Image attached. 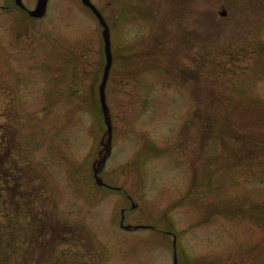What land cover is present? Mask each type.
<instances>
[{"label":"rangeland","instance_id":"rangeland-1","mask_svg":"<svg viewBox=\"0 0 264 264\" xmlns=\"http://www.w3.org/2000/svg\"><path fill=\"white\" fill-rule=\"evenodd\" d=\"M93 1L115 55L100 171V22L0 0L5 169L60 222L13 264H264V0Z\"/></svg>","mask_w":264,"mask_h":264},{"label":"water","instance_id":"water-1","mask_svg":"<svg viewBox=\"0 0 264 264\" xmlns=\"http://www.w3.org/2000/svg\"><path fill=\"white\" fill-rule=\"evenodd\" d=\"M17 1H18V3L22 4L21 0H17ZM47 1L48 0H38V4H37L36 8L34 10H31L30 13L32 15H35V16H42L46 12ZM84 2L93 8L95 13L100 18L101 23L104 25V35H105V41H106V53H107L108 61H107V65L105 68L103 83L101 85V92H102L103 105H104V108L106 109L104 87H105V83H106V80L108 77L109 68H110V65L112 62V56H111V50H110V31H109V27H108L103 15L101 14V12L91 3L90 0H84ZM109 131H111V126H110Z\"/></svg>","mask_w":264,"mask_h":264},{"label":"trees","instance_id":"trees-1","mask_svg":"<svg viewBox=\"0 0 264 264\" xmlns=\"http://www.w3.org/2000/svg\"><path fill=\"white\" fill-rule=\"evenodd\" d=\"M23 200H27V199H24L23 198ZM25 203V205H27V207H30L29 206V204H28V201H24ZM0 215H1V212H0ZM12 215H14V213H12ZM29 215V214H28ZM29 218L27 217V218H25L24 219V222H25V220H28ZM1 217H0V226H1ZM9 222V225L10 226H12V229L10 228V227H8L7 228V235H6V237H8L9 235V237H8V240H10L12 237V240H15V239H18V238H21V236H19V232L17 231V229H14V227L15 226H17V224H18V221L17 220H13V217L10 219V221H7V223ZM23 222V223H24ZM26 224L27 225H29V222H26ZM14 235V236H13ZM1 238H2V234H1V229H0V242H1Z\"/></svg>","mask_w":264,"mask_h":264}]
</instances>
